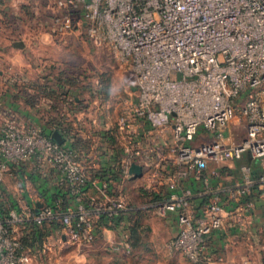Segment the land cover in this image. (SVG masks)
<instances>
[{"label": "built area", "instance_id": "built-area-1", "mask_svg": "<svg viewBox=\"0 0 264 264\" xmlns=\"http://www.w3.org/2000/svg\"><path fill=\"white\" fill-rule=\"evenodd\" d=\"M60 5L64 13L80 11L88 37L108 46L126 67L134 99L122 108L117 131L94 120L87 150L57 143L16 114L3 119L0 202L16 166L31 163L28 172L54 174L53 183L68 186L77 203L60 213L41 199L28 206L22 196L16 198L18 208L8 209L7 218L0 215V264H28L29 250L15 228L25 221L58 218V242L89 244L99 216L111 220L134 209L130 181L145 200L139 209L159 217L174 212L177 230L167 248L190 264H208L207 235L227 220L249 217L251 202L243 198L256 184L264 197V0H60ZM69 19L56 15L52 24L62 31ZM201 127L205 137L197 136ZM105 135L116 140L108 165L119 172L118 180L89 176L100 167ZM244 155L258 161L260 171L241 164L240 180L220 191L211 181L220 176L214 167ZM131 164L140 167L139 176L129 171ZM191 178L200 183L196 192L184 185ZM195 195L203 199L200 206Z\"/></svg>", "mask_w": 264, "mask_h": 264}, {"label": "rangeland", "instance_id": "rangeland-1", "mask_svg": "<svg viewBox=\"0 0 264 264\" xmlns=\"http://www.w3.org/2000/svg\"><path fill=\"white\" fill-rule=\"evenodd\" d=\"M61 6L60 0H0V69L5 72V76L9 75L6 84L13 87L17 94L20 110H26L25 106L30 103V97L40 98V93L32 82H40L38 80L41 77L49 74L51 77L60 76V82L70 89L68 99L73 100L71 108H78L75 112L80 111L79 125L75 128L71 126L70 132L82 139L83 149H86V143L90 144L89 133L93 129L94 120L99 119L102 123L105 121L114 128L122 108L134 99V92L126 78V67L115 60L108 46L94 43L86 34L80 11L64 13ZM65 14L70 18L69 24L62 31H57L52 20L56 15ZM15 41H22L24 46L15 48ZM74 98L79 101L76 102ZM56 103L59 107H53L54 113H68L73 116L74 110L66 106V111L63 99L62 102L56 99ZM39 113L41 111H37V115ZM16 116L22 122L27 121V118L21 115ZM204 135L203 128H199L197 136L205 137ZM109 146L106 142L100 149L103 163L105 156H108L109 161L112 154ZM29 168L31 163L24 166L25 171ZM91 174L89 173V176ZM16 177L7 180V185L15 184L16 187L5 188L0 202L4 210L12 208L11 200L18 195L20 180ZM126 188L132 196L134 208L129 214V224L133 227L143 225L144 230L149 229L150 232L152 229L157 230L161 217L149 209L138 208L145 200L138 195L133 181L127 182ZM19 197L21 198L20 194ZM123 229H116V233L119 232L116 240L121 241ZM46 239L47 236L43 241L48 247L44 264H124L129 260L122 254L123 242L116 244L121 246L119 250H111L106 238L101 236L95 240L92 237L90 243L84 246L64 243L62 247H58L48 244ZM175 258L180 259L182 264L190 263L178 252L177 257H173ZM134 264H137V261Z\"/></svg>", "mask_w": 264, "mask_h": 264}, {"label": "crops", "instance_id": "crops-1", "mask_svg": "<svg viewBox=\"0 0 264 264\" xmlns=\"http://www.w3.org/2000/svg\"><path fill=\"white\" fill-rule=\"evenodd\" d=\"M8 76L9 75L5 76V72L0 69V124L9 113L18 114L27 118V121L31 124L37 125L45 134L51 135L53 131H57L63 138L62 144L64 143L67 145V143L74 140L70 133L64 138L62 131L69 125L72 126V128L79 125L78 121L80 115L78 114L80 111H76V113L75 110L78 108H71L70 104L73 100H71V98L68 99V91L70 89L66 88L62 83L60 86V76L51 77L49 74L41 77L38 80L40 82H32L31 84L39 91L40 98L36 96V99H32V97H30L31 99H28L30 103L25 106L26 110H20L18 108L19 101L17 94L13 87L6 84ZM55 78L57 81H55ZM44 83L48 84V87L46 86V88L42 87L39 89L37 85H43ZM61 88L62 90H60ZM56 99L61 102L63 99L65 101V110L67 111L68 108L74 110L73 116L68 113L65 115L54 113V108L59 107L56 103ZM74 99L76 102L79 101L78 98ZM37 101L38 103H36ZM37 111H41V113L37 115ZM107 143H109L110 148L116 147L115 139L112 141V144L110 140H108ZM100 157L101 155L98 156L99 164L106 166L108 163V156L106 155L104 158L105 163L101 161ZM244 163L249 164L256 173L261 169L258 161L244 155V157L239 160H229L215 166L214 168L220 171V176L213 177L211 179L212 184L217 186L220 191H224L225 187L240 180V166ZM30 174L32 173L24 170V165L16 166L15 177H19L20 180V187H17L19 193L17 192V194L23 197V200L28 206L33 205L34 201L37 199H43L37 190L36 184L33 179H31ZM53 176L54 174L47 177L49 185L54 184L52 181ZM3 185L4 190L7 186L16 187L15 184L7 185V181H5ZM184 185L190 187L195 192L200 189V183L192 178L186 180ZM23 187H25V190L21 193ZM87 190L91 194L95 191L89 185ZM18 195H16L15 198L13 197L15 203V199H18ZM243 199L251 202L249 217L243 222L227 220L222 229L207 235V251L211 257V261L208 264H245L246 262H251V264H264V197H261L259 187H253L252 192L244 196ZM202 201L203 199L201 197L195 195V203L197 206H200ZM16 206L18 208L17 203ZM130 218L129 214L126 215V218L121 220L120 225L116 228H124L120 238L121 241L116 240V235L119 234V232L116 233V229L104 228L102 226L95 228L93 233L94 240L100 236L106 238L111 250L113 249V245L119 242L127 244L128 249L123 250L122 254L126 255L129 260L127 261L128 263L125 262L124 264H134L135 261H137V264H182L180 259H173V257H177V252L168 249L166 245L167 241L174 236L177 230L174 212H169L166 216L161 217L158 229H152L151 232L149 229L144 230L145 227H143V225L133 227L129 224L131 221ZM140 219L142 220V217ZM122 224L123 226L121 227ZM15 228L20 237L25 236V233L30 231L26 230V232L23 224L20 223L16 224ZM55 237V231L49 234L46 239L49 242L48 244L51 243L52 245L62 247L64 243H66L58 242ZM46 244L47 243L43 242L39 247H28L26 245L29 250L28 264H44V255L47 253L46 249L48 248Z\"/></svg>", "mask_w": 264, "mask_h": 264}, {"label": "trees", "instance_id": "trees-1", "mask_svg": "<svg viewBox=\"0 0 264 264\" xmlns=\"http://www.w3.org/2000/svg\"><path fill=\"white\" fill-rule=\"evenodd\" d=\"M61 85L62 84L60 82V86ZM37 86L39 89H41L42 87L44 88H46V86L48 87V84L45 83L43 85L38 84ZM60 90H62V88ZM70 127H71L70 125L66 127L65 130L62 131V134L64 138H66L67 134L71 133L72 134L71 136L74 138V140L69 142L67 145L63 143V145L73 150H87L89 148V144L86 143L87 148L83 149L84 145L82 139L77 136H74L75 135L74 132L73 133L70 132L72 130ZM45 135H49V134H45ZM105 137H106V142L110 140L111 144L112 141L115 139L114 136L112 135L109 136L105 135ZM91 173H92L91 174L92 177L97 176L100 178H107L108 176H110L115 180L119 179V172L117 171L114 172L110 168L108 163L106 166L100 165L99 169L92 170ZM30 175H31L30 176L31 179H33L34 183L37 186V190L40 196L43 198L42 199L43 203H45L46 205L50 206L51 208L57 210V212L60 213L65 211L68 206L76 205L77 202L75 200V196L70 192L68 186L56 185V184L49 185V180L46 177H40L36 174H30ZM256 187H258V184L255 185V188ZM158 198H162V197H160V195L158 196L154 195V199H158ZM11 206L13 208H17L16 203L13 200H11ZM0 215L3 218H7L8 209L6 208L4 210L2 206H0ZM126 215L128 214L127 213L121 214L111 220L106 218L105 216H99L96 227L102 226L104 228L116 229L120 225L121 220H124L126 218ZM22 224L24 226L25 231L30 230L28 233H25L26 234L25 236L21 237L23 244H25V246L27 245L28 247H39L43 243L46 236H48L49 234L53 233L56 230H60L62 227L58 218H54L49 222L31 220V221H25Z\"/></svg>", "mask_w": 264, "mask_h": 264}, {"label": "water", "instance_id": "water-1", "mask_svg": "<svg viewBox=\"0 0 264 264\" xmlns=\"http://www.w3.org/2000/svg\"><path fill=\"white\" fill-rule=\"evenodd\" d=\"M13 45L17 48H22L24 46V43L22 41H15ZM50 136L54 141H56L59 144H61L63 141L62 136L57 131H53ZM129 171L133 173L135 176L140 175V167L136 164H131ZM40 205L41 203L37 204V206Z\"/></svg>", "mask_w": 264, "mask_h": 264}]
</instances>
